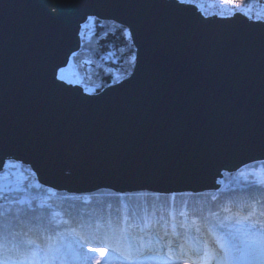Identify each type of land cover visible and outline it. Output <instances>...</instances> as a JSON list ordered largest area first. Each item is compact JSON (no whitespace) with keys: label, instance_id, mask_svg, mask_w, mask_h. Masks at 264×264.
Masks as SVG:
<instances>
[{"label":"water","instance_id":"95a60500","mask_svg":"<svg viewBox=\"0 0 264 264\" xmlns=\"http://www.w3.org/2000/svg\"><path fill=\"white\" fill-rule=\"evenodd\" d=\"M89 16L127 28L137 50L131 76L97 95L55 79ZM8 160L73 195L220 190L225 172L264 162V22L176 0H0Z\"/></svg>","mask_w":264,"mask_h":264},{"label":"snow or ice","instance_id":"6c2138e0","mask_svg":"<svg viewBox=\"0 0 264 264\" xmlns=\"http://www.w3.org/2000/svg\"><path fill=\"white\" fill-rule=\"evenodd\" d=\"M176 2L184 5L190 0H176ZM246 2L247 0H220L222 5L228 6L233 15L237 11H242V5ZM218 18L231 19L224 13H220ZM88 19L94 18L89 16ZM249 19L252 17L249 16ZM123 32L126 37L131 36L127 28H124ZM73 55L76 54L73 53ZM134 61L135 55L130 58L129 63L134 65ZM84 63H91V61H84ZM55 79L61 84L73 83L65 76L63 68L56 69ZM17 164L22 166L23 162L11 163L13 169L11 172L9 171L10 162L6 161L0 166V264H105L108 256L116 252H119L122 257V264H157L152 259L146 258L145 252L151 253L152 256H157L159 253L153 252L150 248L145 249L143 243H134L138 238L129 232V229L133 227L143 230L141 225L134 222L135 214L133 213L130 217L119 209H117L119 214L115 217L111 212L107 216L96 217V229L106 227L111 233V235L106 233L102 242L96 240V232L92 230V214L85 219L83 216H73L67 210L63 213L50 211L51 218L47 219L46 223L43 217H32L31 220L37 221V224L36 231L31 236L29 233L32 232V228L28 231L21 228L18 232H6L9 220L19 224L25 223L20 215L21 210L14 212L11 206L28 201L23 197L17 198L13 193H24L33 187L32 185L24 186L26 176L25 181L18 186L7 183L11 177L15 176ZM20 175L25 174L20 172ZM244 181L254 183L256 190L264 188V181L249 182L247 177ZM39 187L43 188V185ZM244 195L247 197L244 203H241L234 194L226 196L223 203L219 202L216 195L211 197L212 201H217L215 210L209 208L208 212L199 218L206 225L207 234L212 237L211 243L207 240L203 241L204 248L195 252L197 258L202 257L200 264H264V196L258 198L254 191H246ZM172 196L175 198L176 194L173 193ZM88 203V199L85 198L84 204ZM41 207L52 209V205L47 203H43ZM107 207L111 209L112 204H108ZM179 214L185 218L188 215L183 209ZM65 215L67 218L57 219ZM193 223H196V218H193ZM195 231L199 233L200 227H196ZM116 237H118L116 243L123 245L122 248L113 246L112 241ZM90 241L97 246L93 247ZM168 244L171 245L172 241H168ZM6 245L10 254L7 258L5 257ZM85 245L88 246L87 252L83 251ZM168 251L171 253L173 249L169 247ZM92 253L96 254L95 257L90 255Z\"/></svg>","mask_w":264,"mask_h":264},{"label":"trees","instance_id":"16d2710c","mask_svg":"<svg viewBox=\"0 0 264 264\" xmlns=\"http://www.w3.org/2000/svg\"><path fill=\"white\" fill-rule=\"evenodd\" d=\"M257 4L264 5V0H247L244 5L255 6ZM123 29L124 27L111 21H102L97 18L87 19L81 26V48L75 53L76 55H72L69 65L64 69V74L72 80V85H78L86 93L92 92V95H97L131 76L127 74H132L134 70L137 50L132 37H126ZM133 55H135L134 65L129 63ZM84 61H91V63H84ZM225 176L229 180V186L225 190L205 192L199 195H177L175 198L150 193L122 194L111 191L73 195L56 192L44 186L36 194H30L29 190L19 194L13 193L17 198L29 195L28 202L11 206L14 212L21 210L20 215L25 223L19 224L14 220H9L5 231L18 232L21 228L28 231L32 228V232L29 233L31 236L35 233L37 224V221L31 220L32 217H43L46 223L47 219L51 218L50 211L63 213L67 210L73 216H83L85 219L92 214V230L96 232V240L102 242L105 234L111 235V233L106 227L96 229V217L107 216L109 212L115 217L119 214L117 211L119 209L120 212H125L130 217L134 213V222L141 225L143 229L142 231L135 227L129 229L131 235L138 238L134 243L147 245L149 242L157 244V241H161L159 246H163L165 243L162 240L168 242L172 241L173 237H179V250L186 254L184 257L191 259L193 255L190 247L196 246L194 240L196 244L203 239L209 243L212 241V237L207 234L206 225L199 218L206 214L209 208L215 210L217 201H212L213 195L219 198L220 203L224 202L226 196L232 194L244 203L247 201L244 195L246 191H254L258 198L264 196V188L256 190L254 183L244 181L245 177L249 182L264 181V162L248 166L234 174L225 172ZM85 198L88 199V204H84ZM43 203L51 204L52 209L41 207ZM108 204H112L111 209H108ZM182 209L187 211V218L179 214ZM63 218L67 216L57 217L58 220ZM193 218H196V223H193ZM196 227H200L199 233L195 231ZM166 232L167 235H165ZM140 237L143 239L140 240ZM117 239L118 237L113 239V246L122 248L123 245L116 243ZM90 243L92 246L95 245L91 241ZM87 247L85 245L84 252H87ZM167 247L168 251L169 246ZM172 249L171 253L168 251L170 255L176 253V249L173 247ZM9 255L6 245L5 257Z\"/></svg>","mask_w":264,"mask_h":264},{"label":"rangeland","instance_id":"374dc122","mask_svg":"<svg viewBox=\"0 0 264 264\" xmlns=\"http://www.w3.org/2000/svg\"><path fill=\"white\" fill-rule=\"evenodd\" d=\"M122 82V81H121ZM7 162H10V167H9V171H13V169L11 168V163L12 160H8ZM20 172H23L25 175L22 176L20 175ZM259 175H261L259 173ZM25 176L27 177V180L25 182L26 185H32L33 187L29 188V193L30 194H36L37 191H39L41 188L39 187V181L36 177V175L34 174V172L31 170V168L24 166V165H16V174L15 176L11 177L7 182L11 183L13 186H18L21 184L22 181H25ZM38 182V183H37ZM24 184V186H26ZM218 184L220 185V190H225L226 188H228L229 186V180H227V177L225 176V173L223 174V178L220 179L218 181ZM15 194H19V193H15ZM29 195H23L22 197L27 201ZM203 241H205L203 239ZM203 241H199V243L195 244L196 246L194 247H190V252L193 255V258H185L184 256L186 255L185 253H183V251L179 250L180 248L179 246V242H174L172 241V244L169 245L168 242L163 241L165 243V245H168L169 247H173L174 249H176V253L174 255H168L166 254V247H159V244L161 243V241H157V244H153L149 245V246H157V248H151V247H144L145 249H152L153 252H158L159 255L157 256H152L151 253H148L145 255L146 258H150L153 261L157 262V264H200V261L202 259L201 258H197V256L195 255V252L197 250L203 249L204 248V244ZM198 242V241H197ZM97 244L95 243V245L93 247H96ZM119 247V246H118ZM144 250V249H141ZM91 256L95 257V253L90 254ZM150 256V257H148ZM183 256V258H182ZM105 264H122V257L119 255V252L116 253H112L111 255L108 256Z\"/></svg>","mask_w":264,"mask_h":264},{"label":"built area","instance_id":"2783aa9c","mask_svg":"<svg viewBox=\"0 0 264 264\" xmlns=\"http://www.w3.org/2000/svg\"><path fill=\"white\" fill-rule=\"evenodd\" d=\"M186 5H192L197 8L198 12H200L204 17L211 18L214 16L219 17L220 13H224L231 18H234L232 11L228 8V6L222 5L220 0H190ZM241 14L249 19V16L252 19L251 21L264 22V5L257 4L255 6H247L242 5V11H237L235 14Z\"/></svg>","mask_w":264,"mask_h":264},{"label":"bare ground","instance_id":"6f19581e","mask_svg":"<svg viewBox=\"0 0 264 264\" xmlns=\"http://www.w3.org/2000/svg\"><path fill=\"white\" fill-rule=\"evenodd\" d=\"M172 239V241H174V242H179L180 241V238L179 237H176V238H171ZM194 244H196V240H194ZM151 248H157V246H153V247H151ZM148 257H150V256H148Z\"/></svg>","mask_w":264,"mask_h":264}]
</instances>
